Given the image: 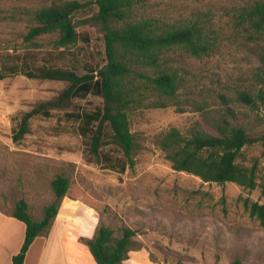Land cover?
<instances>
[{"label":"rangeland","instance_id":"1","mask_svg":"<svg viewBox=\"0 0 264 264\" xmlns=\"http://www.w3.org/2000/svg\"><path fill=\"white\" fill-rule=\"evenodd\" d=\"M64 1L0 0V69L4 63L21 66L28 61L72 67L85 74L106 63L103 34L95 26H78L79 41L66 50L55 47L53 35L38 37L34 41L37 46L24 40L33 24V10ZM254 1L142 0L136 6L137 17L174 23L200 19L217 34L219 44L211 55L199 58L181 50L172 54L185 79L179 94L184 111L171 106L131 113L132 131L141 144L134 168L122 170V153L113 145L102 149L107 159L99 161L92 156L90 134L83 132L79 120L66 114L101 107L103 99L97 95L76 98L73 108L53 111L50 117H33L30 132L16 140L14 134L23 114L35 102L57 95L67 83L24 73H8L0 79V208L13 211L16 202L24 198L29 212L41 219L44 207L54 198L51 180L65 173L71 179L68 195L95 209V219L91 218L95 227L106 224L117 234L121 226L136 230V240L155 262L231 264L239 259L243 264H264V227L244 205L246 198L263 201L260 188L206 182L174 170L156 144V137L172 127L183 133L198 123L208 128L206 113L217 115L218 110H224L218 93L234 98L236 90L257 92L264 44L239 23L240 10ZM84 16L77 13L75 19ZM231 106L236 111L235 122L250 133L264 132L262 101L259 108L236 100ZM261 155L262 147L257 144L245 148L240 158L248 165L260 158V177L264 173ZM89 231L85 222L84 232Z\"/></svg>","mask_w":264,"mask_h":264},{"label":"trees","instance_id":"2","mask_svg":"<svg viewBox=\"0 0 264 264\" xmlns=\"http://www.w3.org/2000/svg\"><path fill=\"white\" fill-rule=\"evenodd\" d=\"M141 1L67 0L33 10V24L24 36L26 42L53 35L56 37L55 47L66 50L79 41L78 26H95L103 34L106 63L85 74L72 67L35 65L28 61L21 66H6L4 63L0 79L7 77L8 73H24L31 78L67 83L57 95L35 102L32 109L23 114L14 134L16 140L30 132L33 117H50L53 111L73 108L76 98L97 95L103 99L101 107L66 114L79 120L83 132L90 134L89 152L92 156L99 161L107 159L102 149L105 145H113L122 153V170L134 168L141 144L132 131L131 113L142 108L171 106L184 111L179 94L185 86V79L181 69L174 65L172 54L181 50L199 58L211 55L219 44L217 34L200 19L174 23L157 17L135 16V8ZM77 13H85V16L77 21ZM239 18L240 25L264 44V0L242 8ZM33 45L38 44L34 42ZM261 59L264 66V53ZM257 81L256 93L251 88L236 90L234 98L218 93L224 110H218L217 115L206 113L208 128L198 123L183 133L172 127L156 137V144L174 170L191 173L206 182H232L249 190L259 187L263 201L246 198L244 205L264 227V173L259 176L260 158H255L251 165L240 161L243 150L257 144L262 147L261 157L264 158V132L250 133L245 126L235 122L236 111L231 106L233 100L252 108H259V101L264 104V68ZM51 188L54 198L44 207L41 219L29 212V204L24 198L16 202L12 214L25 223L26 236L11 264H24L33 241L50 230L64 198L68 196L70 177L65 173L56 174L51 180ZM86 228L91 231L84 232L80 240L88 245L98 264H123L130 251L143 248L135 238L136 230L129 226H121L117 234L106 224L95 227L89 218ZM231 264L243 262L235 259Z\"/></svg>","mask_w":264,"mask_h":264},{"label":"crops","instance_id":"3","mask_svg":"<svg viewBox=\"0 0 264 264\" xmlns=\"http://www.w3.org/2000/svg\"><path fill=\"white\" fill-rule=\"evenodd\" d=\"M95 214V209L84 201L65 197L50 230L31 244L24 264H98L88 245L80 240L86 220L95 219ZM25 236V223L12 211L0 208V264H11ZM123 264L160 263L151 260L149 250L143 247L130 251Z\"/></svg>","mask_w":264,"mask_h":264}]
</instances>
